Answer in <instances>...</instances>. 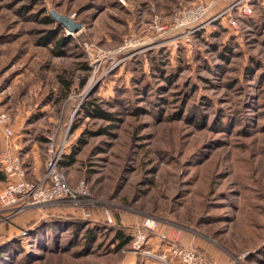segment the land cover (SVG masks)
<instances>
[{
  "label": "rangeland",
  "instance_id": "obj_1",
  "mask_svg": "<svg viewBox=\"0 0 264 264\" xmlns=\"http://www.w3.org/2000/svg\"><path fill=\"white\" fill-rule=\"evenodd\" d=\"M198 1L209 0H0V110L14 136L38 141L40 159L55 127L59 138L68 128L69 146L83 138L61 170L97 199L90 218L72 214L91 221L93 239L67 224L40 243L18 231L22 253L9 264H165L129 243L115 248L117 219L148 217L193 238L215 264H264V0L252 16L226 12L175 42L169 27ZM50 10L81 23L70 32L58 22L70 37L64 56L41 44L57 26ZM60 77L71 81L65 95ZM90 96L115 113L109 134H89L108 125L78 111Z\"/></svg>",
  "mask_w": 264,
  "mask_h": 264
},
{
  "label": "built area",
  "instance_id": "obj_2",
  "mask_svg": "<svg viewBox=\"0 0 264 264\" xmlns=\"http://www.w3.org/2000/svg\"><path fill=\"white\" fill-rule=\"evenodd\" d=\"M221 0L198 1L190 7L178 11L176 18L169 27L175 31L172 38L175 42L198 32L207 24L218 19L226 12L237 11L248 16L252 13V0H230L228 5L219 11H214ZM229 26L237 29V17L231 14L227 19ZM126 44V43H125ZM144 41L139 46H143ZM133 44H128L123 50L133 49ZM132 47V48H131ZM0 128L4 136V145L0 149V168L6 175V180L0 188V220L9 221L14 215L30 207H45L48 205L65 204L71 206L76 213L90 218L91 210L95 207V199L89 191L85 180L80 179L75 183L68 182L65 174L59 167V160L68 146L66 134L59 138L58 127H55L45 136L44 174L38 180L26 178L23 161L18 153L11 149V138L14 130L9 115L0 110ZM101 218L112 221L110 210L102 206ZM158 226V219L148 217L135 223L130 232L129 246L134 253L151 255L165 264H215L193 245H185L175 240L167 243V249L159 253L148 250V231H153Z\"/></svg>",
  "mask_w": 264,
  "mask_h": 264
},
{
  "label": "trees",
  "instance_id": "obj_3",
  "mask_svg": "<svg viewBox=\"0 0 264 264\" xmlns=\"http://www.w3.org/2000/svg\"><path fill=\"white\" fill-rule=\"evenodd\" d=\"M259 1L261 0H252L251 3L254 5V3L259 2ZM248 16H252V13ZM44 22L54 23L55 20L51 16L47 15L44 18ZM55 24L57 25L56 27L47 30L42 35L41 44L45 46H50L49 50L53 55L64 56L66 54L65 46L69 43L70 37L63 36L61 34V25L58 22H55ZM201 33H202L201 31H198L196 32V35H200ZM82 68L85 70H88V67L86 65H83ZM60 81L62 83L63 95H65V93L70 88L71 81L63 77H60ZM80 82H84V77L81 78ZM78 111L82 112L83 117L91 118V119H98V120L108 122V125L99 126L95 131H89V134L91 136L96 135V134H104V133L109 134L108 130L111 128L110 124L116 118L115 113L113 111H109L106 108H104L101 105V103L97 101V99L92 98L91 96L88 97V99H85L80 104ZM84 141L85 140L83 138L79 137L78 144L70 142V146L69 145L67 146V148L63 152L58 162L59 167L61 169H64L65 167H69L76 162L77 151ZM5 180H6L5 172L3 171V169L0 168V181L5 182ZM73 215L70 213H49L48 212L40 218L30 220L20 235H25L26 237H30L31 239H34L36 243H40L41 241H39L37 237L47 236L48 232L52 236V231L54 230V229L52 230V228L54 226L61 227V225L67 224L74 228L76 227L85 228L86 238L89 240L93 239L95 237L94 230L92 227L93 225L89 226L91 221L90 220L84 221L81 218L75 217ZM115 222H116L115 238L117 240V244L115 245V248L116 250H119L123 248L126 244H128L131 239V236L129 234L126 235L121 231L122 226L127 227V229L130 230L133 225L124 226L123 224L119 222L118 219ZM53 232H54V235L57 234L59 232L58 227H56L55 231ZM148 233L151 234L152 231H148ZM17 237L18 236L0 239V264H5V263L7 264L8 261L11 262L12 260L17 259L18 256L22 253L21 245L19 244V241H17V240H20L21 238L18 239ZM52 244L56 246L59 245L58 240L56 239V241H53ZM44 246L41 245V247H44ZM195 248L201 251L198 247H195Z\"/></svg>",
  "mask_w": 264,
  "mask_h": 264
},
{
  "label": "crops",
  "instance_id": "obj_4",
  "mask_svg": "<svg viewBox=\"0 0 264 264\" xmlns=\"http://www.w3.org/2000/svg\"><path fill=\"white\" fill-rule=\"evenodd\" d=\"M28 126V123H26ZM27 128V127H26ZM23 127L22 129H26ZM14 130V129H13ZM11 149L14 153H18L23 161L26 178L29 180H38L44 174V160L40 159L35 152L38 141L34 139H24L15 135L11 138ZM42 144V143H41ZM4 145V136L0 128V149ZM43 145V144H42ZM41 145V146H42ZM22 146H25L22 149ZM4 181H0V188L3 186ZM70 213L76 214L74 209L65 204L48 205L45 207H30L21 213L14 215L9 221L0 220V239L11 238L19 236L30 220H34L44 216L46 213ZM138 219H134L135 223ZM122 222V220H119ZM132 226L131 224H128ZM175 240L181 244L193 245L194 247L200 246L199 243L187 235H181L175 230H166L161 225L157 226L155 230L149 235L148 242L155 249L163 250L169 241Z\"/></svg>",
  "mask_w": 264,
  "mask_h": 264
},
{
  "label": "water",
  "instance_id": "obj_5",
  "mask_svg": "<svg viewBox=\"0 0 264 264\" xmlns=\"http://www.w3.org/2000/svg\"><path fill=\"white\" fill-rule=\"evenodd\" d=\"M49 13L57 22L63 24L68 31L78 32L80 30L81 23L73 20L72 17L62 13H58L54 10H50Z\"/></svg>",
  "mask_w": 264,
  "mask_h": 264
}]
</instances>
